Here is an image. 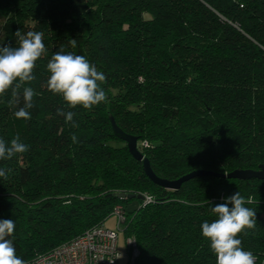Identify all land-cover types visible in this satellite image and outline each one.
<instances>
[{
    "label": "trees",
    "instance_id": "1",
    "mask_svg": "<svg viewBox=\"0 0 264 264\" xmlns=\"http://www.w3.org/2000/svg\"><path fill=\"white\" fill-rule=\"evenodd\" d=\"M17 30L43 32L46 48L36 79L19 90L21 97L23 87L37 93L31 119L15 117L23 102L13 103L11 89L0 96V139L18 135L28 146L0 160L7 177L0 176V220L15 222L10 239L18 256L27 262L49 254L105 226L121 206L124 233L139 248L134 264H215L201 225L237 191L256 210V227L238 238L264 256V180L198 176L165 189L112 127L114 119L137 136L166 179L259 169L264 0H0V46H18ZM61 47L106 75L105 102L73 109L48 91L46 64ZM57 109L73 111V121Z\"/></svg>",
    "mask_w": 264,
    "mask_h": 264
},
{
    "label": "clouds",
    "instance_id": "2",
    "mask_svg": "<svg viewBox=\"0 0 264 264\" xmlns=\"http://www.w3.org/2000/svg\"><path fill=\"white\" fill-rule=\"evenodd\" d=\"M18 38V46H0V96H4L11 89L14 104L23 106L15 111L17 119L30 120L29 109L34 107L33 98L37 95L32 87H23L22 97L19 90L23 85L36 79L34 70L36 62L45 55L46 48L43 32L27 31L21 34L17 30L14 34ZM73 47L76 40L72 39ZM49 73L46 87L48 91L62 97L70 108L82 106L91 110L106 101V92L102 85L106 82V75L98 71L83 55L65 53L63 47L57 51L46 64ZM57 115L65 117V122H72L75 113L57 109ZM78 125L73 124V127ZM73 142L77 137H71ZM28 146L20 142L17 135L6 142L0 139V160H8L18 153H24ZM0 176L6 177L5 171L0 170ZM235 192L225 198L224 203L212 208L217 218L212 222L205 221L201 225L202 237L209 242L210 251L215 256V264H256L257 257L242 247V240L238 238L246 229L256 227V210L246 207L252 203ZM229 205H232L229 207ZM15 231V222L11 219L0 220V264H26L17 255L16 247L10 237Z\"/></svg>",
    "mask_w": 264,
    "mask_h": 264
},
{
    "label": "built area",
    "instance_id": "3",
    "mask_svg": "<svg viewBox=\"0 0 264 264\" xmlns=\"http://www.w3.org/2000/svg\"><path fill=\"white\" fill-rule=\"evenodd\" d=\"M148 143H144L147 146ZM147 200L151 198L146 196ZM117 217V229L96 226L83 235L57 247L51 253L38 256L26 264H115L122 256L119 251V232L123 229L125 216L121 206L113 212ZM129 264H134L139 255L134 238L127 239ZM256 264H264V256H256Z\"/></svg>",
    "mask_w": 264,
    "mask_h": 264
},
{
    "label": "water",
    "instance_id": "4",
    "mask_svg": "<svg viewBox=\"0 0 264 264\" xmlns=\"http://www.w3.org/2000/svg\"><path fill=\"white\" fill-rule=\"evenodd\" d=\"M112 127L115 135L120 140L126 142L129 152L131 153L133 158L138 162H142L144 172L149 177V179L153 183L165 189L179 190L185 182L198 176H214V177L238 179V180H251V179L264 180V164L260 165L259 169H236L230 173H219L209 170H196L174 180L160 177L153 170L149 158L146 157L145 154L140 150L138 144L139 141L138 137L122 130L114 121V119H112ZM117 196L120 198L134 197V195H127L126 193H122V192L117 193ZM139 198L143 199L144 197L139 196Z\"/></svg>",
    "mask_w": 264,
    "mask_h": 264
},
{
    "label": "rangeland",
    "instance_id": "5",
    "mask_svg": "<svg viewBox=\"0 0 264 264\" xmlns=\"http://www.w3.org/2000/svg\"><path fill=\"white\" fill-rule=\"evenodd\" d=\"M117 222H118L117 217L112 216L106 221L105 227L111 229H117ZM128 238H132V237H126L124 230L121 229L119 232V251L123 255L117 260L115 264H129V253H128V245H127Z\"/></svg>",
    "mask_w": 264,
    "mask_h": 264
},
{
    "label": "crops",
    "instance_id": "6",
    "mask_svg": "<svg viewBox=\"0 0 264 264\" xmlns=\"http://www.w3.org/2000/svg\"><path fill=\"white\" fill-rule=\"evenodd\" d=\"M123 255V254H122Z\"/></svg>",
    "mask_w": 264,
    "mask_h": 264
}]
</instances>
